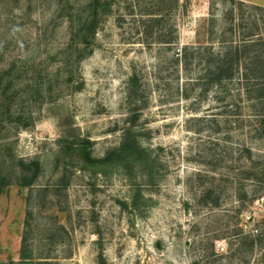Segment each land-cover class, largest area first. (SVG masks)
<instances>
[{
    "label": "rangeland",
    "instance_id": "rangeland-1",
    "mask_svg": "<svg viewBox=\"0 0 264 264\" xmlns=\"http://www.w3.org/2000/svg\"><path fill=\"white\" fill-rule=\"evenodd\" d=\"M104 1L0 0V264H264V99L212 62L264 0ZM127 128L151 179L79 155Z\"/></svg>",
    "mask_w": 264,
    "mask_h": 264
},
{
    "label": "trees",
    "instance_id": "trees-1",
    "mask_svg": "<svg viewBox=\"0 0 264 264\" xmlns=\"http://www.w3.org/2000/svg\"><path fill=\"white\" fill-rule=\"evenodd\" d=\"M108 1L102 3V7L107 8ZM99 0H93V10L90 15V22L88 31L92 30L95 24V18L98 15ZM253 36V37H250ZM241 38L239 42L234 45V50H227L223 55L219 56L216 60L212 58V62H220L214 69L213 79L218 82L232 79L235 75H240L246 80L255 81V94L254 98L257 100L264 99V43H261V38L258 33H252ZM259 35V36H258ZM257 37H259L257 39ZM232 42V41H231ZM232 45V43L230 44ZM261 45V46H260ZM233 46V45H232ZM256 47V48H255ZM244 59L246 62L245 67L241 70L239 62ZM236 66V67H235ZM132 90H137V77L133 75L130 79ZM0 126V137H1ZM89 141L85 142L78 148L80 157L84 160L85 165L92 172H100L107 174L109 169H122L124 171L129 170L134 165H138L142 168H147V176L153 178V166L149 156L145 150L138 144L136 137L134 136L131 128L125 130L124 139L121 144L109 150L102 157H93L88 150ZM3 181V178L0 177ZM31 178L24 179L21 184L27 186L31 183ZM2 191L0 185V192ZM22 257H26V253H22Z\"/></svg>",
    "mask_w": 264,
    "mask_h": 264
}]
</instances>
